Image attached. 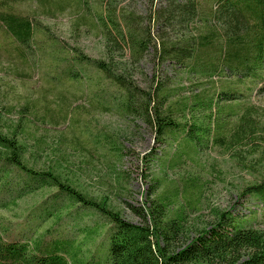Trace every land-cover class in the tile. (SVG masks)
I'll list each match as a JSON object with an SVG mask.
<instances>
[{"label": "trees", "instance_id": "obj_1", "mask_svg": "<svg viewBox=\"0 0 264 264\" xmlns=\"http://www.w3.org/2000/svg\"><path fill=\"white\" fill-rule=\"evenodd\" d=\"M42 1L58 6L57 0ZM101 2V12L94 17L105 58H90L72 47L73 53L63 58V76L87 83L88 70L95 71V86L111 102H100L103 109L109 104L119 114L147 124L156 142L177 143L173 162L209 141L244 167L264 163L263 110L241 102L247 90L264 94V0H147L143 15L121 5L125 0ZM7 3L0 0V30L23 56L32 54L37 32L48 35L47 28ZM117 52L127 53V61L136 64L150 55L153 71L146 89L136 84L127 62L115 59ZM164 63L209 88L197 87L191 95L175 98L178 87L168 86L171 77L159 76ZM217 78H224L218 86ZM11 109L0 108V208L9 210L22 198L44 194L23 224L0 234V264H264V229L246 226V220L229 211L212 209L209 225L187 237L191 203L176 202V187L169 194L159 192V178L153 179L144 202L128 205L141 219L133 223L105 199L72 185L59 172V161L46 168L27 165L24 155L34 113L22 106L15 120L6 119L4 112ZM197 114L200 123L193 120ZM109 137L103 130L102 138L118 161L122 149ZM44 143L42 136L36 137L29 147L37 154L46 148ZM185 185L200 194L195 180ZM244 195L264 206V176L243 189Z\"/></svg>", "mask_w": 264, "mask_h": 264}, {"label": "rangeland", "instance_id": "obj_2", "mask_svg": "<svg viewBox=\"0 0 264 264\" xmlns=\"http://www.w3.org/2000/svg\"><path fill=\"white\" fill-rule=\"evenodd\" d=\"M6 1L12 11L32 17L48 32V35L37 32L34 52L23 56L0 30V108L10 106L11 112H4V115L12 120L22 106H28L34 113L30 116L31 134L27 136L24 155L27 165L46 168L59 161V172L72 185L98 199H105L111 208L133 223L141 219L128 205L138 206L144 202L151 193L153 179L159 178V192L169 194L176 187L179 193L176 202L191 203L192 209H187V237L209 225L214 208L246 220L248 227L264 229V206L250 195L241 196L243 189L264 176V163L244 167L209 141L197 152L186 150L173 162L177 143L156 142L153 129L147 124L109 108L111 102L103 98L101 89L95 86V71L88 70L87 83L72 82L62 75L63 58L66 53H73L72 47L90 58H105L104 40L94 17L101 12L98 1L102 0H57V7H48L42 0ZM146 2L125 0L121 5L143 15ZM204 6L209 8V3ZM127 55L120 56L117 52L113 56L120 63L127 62L126 69L136 84L146 89L153 71L150 55L146 54L139 64L129 63ZM159 73L162 78L171 77L173 82L168 86L178 87L175 98L191 95L198 88H209L206 82H196L195 77L176 73L169 63L162 64ZM215 81L218 86L224 78ZM102 101L109 103H105L106 109ZM241 102L243 105L252 103L264 113V94L247 90ZM199 116L197 114L193 120L200 123ZM187 118L192 122L191 116ZM103 130L122 149L120 160L116 161L102 138ZM40 136L46 148L35 154L29 145L32 139ZM47 147L59 150L51 151ZM62 152L64 158L60 156ZM250 159L248 156L247 160ZM191 179L201 188L200 194L185 185ZM43 194L40 191L22 198L9 210L0 208V234H4L8 226L23 224V217Z\"/></svg>", "mask_w": 264, "mask_h": 264}]
</instances>
